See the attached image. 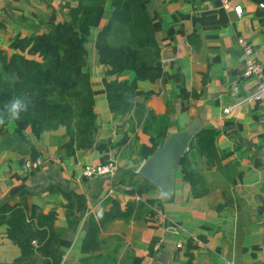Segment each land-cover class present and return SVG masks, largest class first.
<instances>
[{"label": "crops", "instance_id": "obj_1", "mask_svg": "<svg viewBox=\"0 0 264 264\" xmlns=\"http://www.w3.org/2000/svg\"><path fill=\"white\" fill-rule=\"evenodd\" d=\"M138 2L149 16L162 65L158 78L135 81L140 120L133 110L113 114L107 107L105 79L129 81L133 73L105 75L97 61L95 35L112 14L110 0H103L84 42L85 62L76 68L87 70L93 95L89 143L76 145L62 125L37 133L14 121L0 126V204L21 207L32 221L53 213L59 264H264V111L241 100L255 81L241 75L242 52L234 41L236 35L247 38L264 70V2L229 0L241 6L239 14L219 0ZM75 3L0 0V49L9 55L17 49L10 44L14 37L68 20L67 5ZM147 111L164 119L166 130L193 117L203 123L200 131L213 130V154L189 155L188 178L177 166L166 198L136 172L152 151ZM33 155L37 166L23 169ZM106 159L116 161L110 176L80 173L84 163ZM136 188L140 192H128ZM136 199L152 209L150 218L112 219L98 230L94 250L80 249L90 213L106 210L113 200L123 205ZM4 216L0 264H18L20 249L6 235Z\"/></svg>", "mask_w": 264, "mask_h": 264}, {"label": "trees", "instance_id": "obj_2", "mask_svg": "<svg viewBox=\"0 0 264 264\" xmlns=\"http://www.w3.org/2000/svg\"><path fill=\"white\" fill-rule=\"evenodd\" d=\"M103 0H76L67 5L68 20H61L45 32L14 37L10 44L17 49L7 55L0 49V108L15 96H27L29 110L21 113L19 122L33 132L64 126L76 145L89 143L88 135L95 127L93 95L87 70L76 71L85 62L84 42ZM264 2V0H260ZM112 14L98 29L94 39L97 61L105 75L123 70L133 73L132 80L111 77L103 88L108 109L113 114L133 110L140 120L141 106L133 103L136 80H154L162 72L161 60L149 16L138 0H110ZM33 50L31 57L26 54ZM27 58V59H26ZM144 122L150 130V145L161 141L167 124L147 111ZM213 130L202 129L189 141L178 168L188 178L185 168L192 153L209 157L213 154ZM34 155L32 156V158ZM128 192H140L139 188ZM5 214V216H4ZM152 209L143 201L126 200L123 205L113 200L100 213L88 215V225L81 238L82 251L94 250L96 234L112 219H138ZM6 222V235L19 247L18 264H59L58 235L52 229L53 213L40 214L35 221L17 205L0 204V217ZM33 240V242H32Z\"/></svg>", "mask_w": 264, "mask_h": 264}, {"label": "water", "instance_id": "obj_3", "mask_svg": "<svg viewBox=\"0 0 264 264\" xmlns=\"http://www.w3.org/2000/svg\"><path fill=\"white\" fill-rule=\"evenodd\" d=\"M203 127L198 117L191 118L177 129L166 130L159 144L145 157L136 172L154 185L162 197L173 189L174 172L189 141ZM15 190V189H14Z\"/></svg>", "mask_w": 264, "mask_h": 264}, {"label": "built area", "instance_id": "obj_4", "mask_svg": "<svg viewBox=\"0 0 264 264\" xmlns=\"http://www.w3.org/2000/svg\"><path fill=\"white\" fill-rule=\"evenodd\" d=\"M222 7L231 6L232 10L239 14L241 6L239 4L230 5L229 0H219ZM263 3L259 2V6ZM235 44L240 48L242 52V67L241 75L244 77H251L254 79L253 89L244 96L241 100H251L258 103L259 107L264 111V70L261 63L254 57L253 48L247 38L242 35H236ZM224 110H228V107H224ZM39 158L26 159L22 162L23 169H30L37 166ZM116 169V161L114 159H106L96 163H84L81 166L80 173L83 176L90 177L93 175L110 176ZM157 210V215L159 216ZM180 243L177 242L176 245Z\"/></svg>", "mask_w": 264, "mask_h": 264}, {"label": "clouds", "instance_id": "obj_5", "mask_svg": "<svg viewBox=\"0 0 264 264\" xmlns=\"http://www.w3.org/2000/svg\"><path fill=\"white\" fill-rule=\"evenodd\" d=\"M29 104L27 96H15L7 101L3 108H0V126H4L6 122L20 120L21 113L29 110Z\"/></svg>", "mask_w": 264, "mask_h": 264}, {"label": "rangeland", "instance_id": "obj_6", "mask_svg": "<svg viewBox=\"0 0 264 264\" xmlns=\"http://www.w3.org/2000/svg\"><path fill=\"white\" fill-rule=\"evenodd\" d=\"M250 78V77H249Z\"/></svg>", "mask_w": 264, "mask_h": 264}]
</instances>
